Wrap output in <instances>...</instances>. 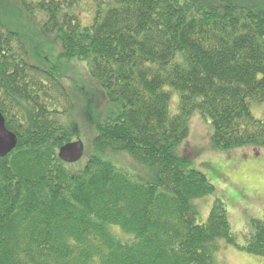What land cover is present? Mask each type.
Returning a JSON list of instances; mask_svg holds the SVG:
<instances>
[{
	"label": "trees",
	"instance_id": "16d2710c",
	"mask_svg": "<svg viewBox=\"0 0 264 264\" xmlns=\"http://www.w3.org/2000/svg\"><path fill=\"white\" fill-rule=\"evenodd\" d=\"M15 1L60 52L32 63L27 34L0 18V112L17 138L0 158V264H221L228 246L264 258V215L242 238L219 199L198 220L216 188L179 153L195 113L215 150L264 149L251 112L264 103V0H92L87 26L80 0ZM62 62L83 65L102 105L87 97L94 135L72 165L58 157L81 139ZM123 153L138 170L111 162Z\"/></svg>",
	"mask_w": 264,
	"mask_h": 264
},
{
	"label": "rangeland",
	"instance_id": "374dc122",
	"mask_svg": "<svg viewBox=\"0 0 264 264\" xmlns=\"http://www.w3.org/2000/svg\"><path fill=\"white\" fill-rule=\"evenodd\" d=\"M80 5L81 23L87 26L93 21V2L80 0ZM21 8L15 0H0V18L10 31L27 34L30 44H34L31 53L41 54L38 59L34 54L33 58L31 57L32 63L41 66L57 64L59 46L51 40L42 39L39 35V22L42 21L43 15L30 16L22 12ZM59 65L65 76L63 77L67 91L74 103V111L68 118L69 121L77 122L81 128L80 140L85 145V156L94 135L92 128L85 122L87 97L94 98V105H97L99 110L102 109V105L98 104L95 93L86 80L83 65L66 62ZM178 102V96L174 95L171 101L172 113H177ZM251 112L256 119L264 120V103H252ZM189 127V137L180 147L179 153L190 158V168L203 173L216 188L214 196L197 202L200 205L198 220L205 222L213 202L219 199L228 210L233 233L242 238L245 232L253 229L252 221L261 219L264 215V149L245 147L229 152L215 150L211 144V123L198 113L191 118ZM111 162L129 173L138 170L137 163L125 153L115 157ZM217 257L221 264H264V258L246 254L229 246Z\"/></svg>",
	"mask_w": 264,
	"mask_h": 264
},
{
	"label": "water",
	"instance_id": "95a60500",
	"mask_svg": "<svg viewBox=\"0 0 264 264\" xmlns=\"http://www.w3.org/2000/svg\"><path fill=\"white\" fill-rule=\"evenodd\" d=\"M17 147L16 135L6 128L5 119L0 112V158L8 156ZM85 145L81 140L70 142L59 149V159L68 165L78 163L84 156Z\"/></svg>",
	"mask_w": 264,
	"mask_h": 264
},
{
	"label": "bare ground",
	"instance_id": "6f19581e",
	"mask_svg": "<svg viewBox=\"0 0 264 264\" xmlns=\"http://www.w3.org/2000/svg\"><path fill=\"white\" fill-rule=\"evenodd\" d=\"M4 117V116H3Z\"/></svg>",
	"mask_w": 264,
	"mask_h": 264
}]
</instances>
